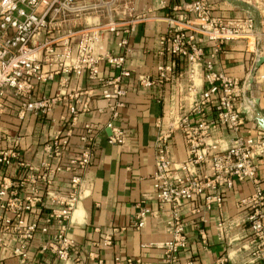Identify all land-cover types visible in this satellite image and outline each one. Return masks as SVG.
Returning a JSON list of instances; mask_svg holds the SVG:
<instances>
[{"label":"built area","instance_id":"obj_1","mask_svg":"<svg viewBox=\"0 0 264 264\" xmlns=\"http://www.w3.org/2000/svg\"><path fill=\"white\" fill-rule=\"evenodd\" d=\"M238 1L256 12L264 7V0ZM114 2L108 0L106 4ZM38 8L42 11L39 12ZM78 11L75 0H0V99L7 93L18 98L20 117L25 112L46 116L51 113L58 96L32 99L36 83L52 79L58 70L71 72L76 77L84 76L90 84L99 88V94L106 102L104 110L108 113V120L105 126L111 130L109 142L122 144L125 132L114 121L124 106L126 89L123 79L130 75L125 67L127 40H119L117 52H100L104 32L118 34L114 21L110 19L103 26L66 32L58 52H54L48 43L35 44L47 28L49 14L65 19ZM187 11L189 16L178 15L172 19L167 32L158 39L161 61L156 66L157 76H139L137 84L149 88L169 81L176 61L183 60L192 87V78L199 69L205 88L191 110L198 115V120L191 125L188 118L183 117L171 123L166 130H159L154 141V171L151 177L158 210L152 211L137 204L130 227L140 229L149 216L165 212V227L170 238L162 245L163 264H195L192 259L182 263L177 259V254L187 244V224L181 216L182 206L191 203V212L202 214L213 206L220 207L223 190L232 188L235 181H247L252 184L253 190L251 194L239 198L236 206L245 211V221L250 230L248 251L251 261L264 264V192L257 177V171L264 163V131L242 134L243 117L237 107L245 87L249 86L251 72L241 82L215 68L217 57L229 40H244L245 45L251 48L255 61L264 58V15L258 19L247 14L224 20L212 14V6L207 0H193ZM75 35L77 39L72 45L71 38ZM205 46H208L207 54ZM40 49L45 52L41 59L37 56ZM102 62L115 70L116 75L100 76L99 65ZM55 63L58 64L57 70L52 73L43 71L44 64ZM260 77L264 80V74ZM189 90L192 91V88ZM70 97L76 101L68 106L69 126L43 143L42 158L36 166L21 161L18 140L0 131V167L16 164L22 168L16 183L7 177L0 182V248L18 258L19 264H31L27 255L28 244L38 229L46 232L48 228H52L51 234L41 241L38 251L62 262L72 259L75 242L68 234L70 218L81 197L82 183L92 162L99 127L84 123L77 137L80 145L76 154L64 156L79 108L88 110L89 103L87 97L81 102L75 93ZM208 104L213 107L211 118H207L204 112V106ZM102 111L99 108L95 110L97 113ZM217 127H224L232 133L230 145L223 150L215 144L206 143ZM175 131L182 133L187 149L186 159L178 165L169 160V142ZM4 142L7 143L5 148L2 147ZM203 164L209 165L204 173L200 172ZM61 174L67 175V189L64 191L56 185ZM166 206L168 209L165 211ZM36 209L45 210L41 223L28 219ZM217 227L221 228L222 223H218ZM199 238L202 247L206 248V235L201 229ZM9 239L17 244L9 246ZM103 243L110 244V238L106 237ZM115 262L140 264V260L132 258H115ZM213 264L229 262L226 256H220Z\"/></svg>","mask_w":264,"mask_h":264},{"label":"crops","instance_id":"obj_2","mask_svg":"<svg viewBox=\"0 0 264 264\" xmlns=\"http://www.w3.org/2000/svg\"><path fill=\"white\" fill-rule=\"evenodd\" d=\"M75 0L78 12L67 15L47 16V28L35 40V44L44 45L58 52L61 41L68 31L103 26L110 19L116 25L117 33L104 32L100 52H117V43L126 39L125 67L129 77L123 79L126 95L124 106L119 111L115 125L125 132L122 144L109 142L111 130L105 126L108 113L106 102L99 94V88L90 84L84 76L76 77L71 72H59L42 83H36L32 99L58 96L51 113L46 116L25 112L18 116L20 100L7 93L0 99V131L9 138L18 140L20 160L36 166L42 158L41 148L57 131L68 128V106L78 95L81 102L89 99L88 110L79 108L77 121L71 127L72 136L65 157L76 154L80 142L78 134L84 123L96 124L99 132L95 138L92 162L82 183L80 200L73 210L69 224V236L75 242L72 259L62 262L54 256L40 253L39 245L51 234L37 230L28 244L27 255L31 264H116L115 258L140 260V264H163L162 245L170 236L165 227L166 213L149 216L140 229L130 227L136 212V205L158 210L154 198L152 174L154 171V141L159 130H166L171 123L187 117L195 125L198 115L192 113V107L199 93L205 88L200 70H196L190 87L189 73L185 61H176L169 81L153 87L137 84L139 76L155 78L156 66L161 61L158 54V39L163 36L172 19L188 14V5L193 0ZM212 6V14L224 20L245 17L252 14L255 19L264 15V7L259 12L238 0H207ZM39 12L42 8H38ZM176 26L180 24L174 23ZM76 35L71 38L72 45ZM205 53L208 46L204 47ZM45 54L44 49L37 52L38 58ZM251 48L244 40H229L218 55L215 68L241 82L247 79L255 64ZM58 64H44L43 71L52 73ZM99 74L103 77L114 76L116 71L105 63L99 65ZM264 61L255 70L253 81L245 87L237 107L243 117L241 133L261 130L258 117L264 120ZM66 79L65 82L63 80ZM247 86V85H246ZM192 88V91L189 90ZM99 108L100 113L95 112ZM207 118L213 116V107L204 106ZM65 119V120H64ZM70 128V127H69ZM232 133L224 127H217L207 138L206 143L215 144L219 150L230 145ZM169 160L172 164H181L187 157L185 139L180 131H175L169 142ZM4 142L2 147L5 148ZM203 164L200 172L208 171ZM22 168L16 164L7 168L0 167V182L3 177L16 183ZM264 192V163L257 171ZM56 185L61 191L67 189V175L57 177ZM252 184L247 181H235L232 188L222 192V204L213 206L209 211L192 213L193 205L185 203L181 216L186 222V247L177 254L178 262L192 259L195 264H213L220 256H226L229 264H256L249 256L250 230L245 221V211L236 206L239 198L251 194ZM166 206L164 210L166 211ZM45 210H33L28 216L31 221L41 223ZM222 223L218 228L217 224ZM199 229L206 235L207 246L200 243ZM106 237L110 244H104ZM9 246H15V240H7ZM92 254V255H91ZM0 264H19L18 258L0 248Z\"/></svg>","mask_w":264,"mask_h":264},{"label":"water","instance_id":"obj_3","mask_svg":"<svg viewBox=\"0 0 264 264\" xmlns=\"http://www.w3.org/2000/svg\"><path fill=\"white\" fill-rule=\"evenodd\" d=\"M264 61V58H258L257 61L255 62L253 69L251 71V77L248 80V83L251 84V82L253 81V76L255 73V70L257 69L258 66H260V64H262ZM259 124H260V128L262 131H264V120L260 117L257 118Z\"/></svg>","mask_w":264,"mask_h":264}]
</instances>
